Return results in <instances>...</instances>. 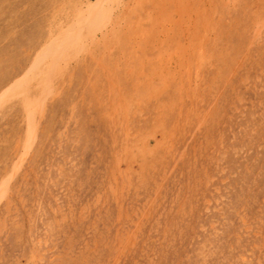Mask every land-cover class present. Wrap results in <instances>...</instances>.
Masks as SVG:
<instances>
[{"label":"rangeland","instance_id":"1","mask_svg":"<svg viewBox=\"0 0 264 264\" xmlns=\"http://www.w3.org/2000/svg\"><path fill=\"white\" fill-rule=\"evenodd\" d=\"M96 1L0 0V264H264V0Z\"/></svg>","mask_w":264,"mask_h":264},{"label":"bare ground","instance_id":"2","mask_svg":"<svg viewBox=\"0 0 264 264\" xmlns=\"http://www.w3.org/2000/svg\"><path fill=\"white\" fill-rule=\"evenodd\" d=\"M113 1L114 0H98V1H96L95 3H93V4H89V5H87V7H88V11H86V12H88V13H86L85 15L87 16H84V18H83V16L82 17H80V19L78 20L77 19V21H79V24H75V23H77V22H72L70 25H66L67 26V30H65V29H62V30H60V34L58 35V36H56V43H54V44H57V45H55V46H61L62 48H63V46H68L67 44H73V43H71V42H73V41H70V42H68L69 40H67V37H63L67 32H68V30L70 31V32H72L74 29L76 30H79V28L82 26V25H85L84 27H86V25H87V22H88V28H86L87 29V31H88V29L89 28H91V26H92V28H93V30L94 31H102L103 29H105L106 27H107V25L108 24H110L111 25V23L110 22H106V21H108V18H103V17H105L106 15V13L108 12L107 10L108 9H110L111 10V8H113L112 7V4H113ZM116 1V0H115ZM117 2V1H116ZM109 3L111 4L110 6L111 7H109ZM118 3H120L119 1H118ZM106 5V6H105ZM87 10V9H86ZM107 12H106V11ZM83 14V13H82ZM235 15V14H234ZM110 15H108V17H109ZM118 17H119V15H118ZM104 19V20H103ZM111 19V18H110ZM88 20H91V22L90 21H88ZM89 22H90V24H89ZM112 22V21H111ZM116 22V21H115ZM116 24V23H115ZM81 25V26H80ZM119 25V24H118ZM122 25V24H121ZM114 26H117V25H114ZM113 26V27H114ZM83 27V26H82ZM84 27H83V29H84ZM112 27V26H111ZM112 27V28H113ZM263 27V26H262ZM85 29V30H86ZM167 29V28H166ZM74 30V31H75ZM77 30H76V32H77ZM109 30V29H108ZM114 30V29H113ZM92 31V30H91ZM91 31L89 32V33H91ZM258 31V30H257ZM79 32V31H78ZM69 33V32H68ZM67 33V34H68ZM94 33V32H93ZM66 34V35H67ZM72 35H74L75 33H71ZM78 35V34H77ZM88 34H86V36H87ZM68 36H69V34H68ZM92 36V35H91ZM96 36V35H95ZM71 36H69V38H70ZM73 37V36H72ZM75 37H76V35H75ZM93 39H94V37H93ZM92 39V40H93ZM54 40V39H53ZM73 40V39H72ZM75 40V39H74ZM57 41H58V43H57ZM59 43L61 44V45H59ZM229 46V45H228ZM47 47V46H46ZM54 48V47H53ZM62 48H60V50L57 48L56 49V51H54L55 53V55L56 56H58V55H60L59 53L60 52H58V51H61V49ZM65 48V47H64ZM64 48H63V50H64ZM67 48V47H66ZM55 49V48H54ZM47 51V50H46ZM67 51V50H66ZM43 52V51H42ZM65 52V51H64ZM63 52V53H64ZM47 53V52H46ZM172 53V52H171ZM114 54V53H113ZM116 54V53H115ZM54 55V56H55ZM52 56H53V52H52ZM54 56H53V58H54ZM59 57V56H58ZM244 57V56H243ZM211 58V57H210ZM57 59V58H56ZM53 60V59H52ZM59 60V59H58ZM227 60V59H226ZM41 62V61H40ZM49 62V61H48ZM72 62V61H71ZM39 64V63H38ZM54 65V64H53ZM164 66V65H163ZM34 67V66H33ZM47 68V67H46ZM50 68V67H49ZM149 69V68H148ZM36 70V69H35ZM28 72V71H27ZM51 72V71H50ZM33 73H35V72H33ZM52 75V74H51ZM72 75V74H71ZM153 75V74H152ZM27 76V75H26ZM32 76V75H31ZM34 76V75H33ZM53 76V75H52ZM22 79V78H21ZM20 79V80H21ZM48 81V80H47ZM21 82V81H20ZM23 84H24V82H23ZM153 84V83H152ZM196 84V83H195ZM46 85V84H45ZM47 86H50V85H47ZM15 87V86H14ZM53 87V86H52ZM44 88H46V87H44ZM7 89V88H6ZM5 89V90H6ZM48 89V88H47ZM51 89V88H50ZM49 89V90H50ZM19 90V89H18ZM48 90V91H49ZM52 90V89H51ZM11 91V90H10ZM142 92H143V90H141ZM4 92V91H3ZM21 92V91H20ZM154 92V91H153ZM11 93V92H10ZM145 94V93H144ZM4 95V94H3ZM22 95V94H21ZM8 96V95H7ZM41 96V95H40ZM11 97V96H10ZM28 97V96H27ZM188 98V97H187ZM24 99V98H23ZM138 99V98H137ZM42 100V99H41ZM45 100V99H44ZM42 102V101H41ZM33 103V102H32ZM35 103V102H34ZM33 103V104H34ZM24 104H26V107L28 106H30V100L28 101V102H25ZM33 104L31 105V106H33ZM33 108V107H32ZM36 108V107H35ZM40 108V107H39ZM31 109V108H30ZM29 110V109H28ZM42 110V109H41ZM31 111V114H32V110H30ZM39 111V110H38ZM27 115V114H26ZM33 118V117H32ZM35 120V119H34ZM29 124V123H28ZM122 125V124H121ZM35 126V125H34ZM28 127V126H27ZM31 128V127H30ZM129 129V128H128ZM32 132H33V130H32ZM128 134V133H127ZM125 135H126V133H125ZM129 135V134H128ZM137 136V135H136ZM31 140V139H30ZM20 143V142H19ZM27 143H28V140H27ZM26 148V147H25ZM27 155V154H26ZM21 157H23V159H24V156H21ZM130 158V157H129ZM121 161V160H120ZM16 171V170H15ZM11 176V175H10ZM117 182V181H116ZM10 183V182H9ZM5 190H7V189H5ZM1 196V195H0ZM5 197V196H4ZM117 201V200H116ZM144 215V214H143ZM121 218V217H120ZM244 220V219H243ZM246 221V220H245ZM139 227V226H138ZM247 230V229H246ZM216 231V230H215ZM133 237H135V236H133ZM209 244V243H208ZM207 249V248H206ZM245 257V256H244ZM36 258V257H35ZM35 263V262H34Z\"/></svg>","mask_w":264,"mask_h":264}]
</instances>
